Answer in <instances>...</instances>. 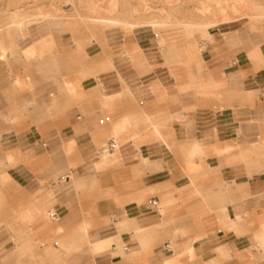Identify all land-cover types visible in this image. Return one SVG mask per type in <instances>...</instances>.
<instances>
[{
  "label": "crops",
  "instance_id": "1",
  "mask_svg": "<svg viewBox=\"0 0 264 264\" xmlns=\"http://www.w3.org/2000/svg\"><path fill=\"white\" fill-rule=\"evenodd\" d=\"M150 29L0 57V264H264V43Z\"/></svg>",
  "mask_w": 264,
  "mask_h": 264
},
{
  "label": "bare ground",
  "instance_id": "2",
  "mask_svg": "<svg viewBox=\"0 0 264 264\" xmlns=\"http://www.w3.org/2000/svg\"><path fill=\"white\" fill-rule=\"evenodd\" d=\"M72 1L73 9L79 17L78 19L69 17L71 27L79 23L84 25L89 23L97 25L100 30L99 35L101 37V42L105 45L104 30L109 25H120L126 30H134L140 27H148L150 29L164 25L165 23H174L172 21V19H174L173 15L174 12L178 11L175 6L180 7L192 0H165L168 4L176 5H174L172 10H162V12L165 13L164 19H159L157 17L145 19L142 17V14L147 11L149 3L158 0ZM196 1L197 5L194 8V11L199 12L200 15H195V12H193L190 13L184 21L177 19L175 23H183V26L191 27L193 32H196L198 35L204 34L213 25L229 24L236 19L249 18L254 22L264 20V0H209L210 3H208V0ZM86 3L89 4L86 6L84 5ZM228 11H232L233 13H228ZM19 12L20 11L14 9L10 12L12 23L18 24L20 28H24V33L17 43L19 49L34 37H37L35 42H40L41 44L49 41L45 35V31L48 28V19L56 16L61 17V15H63L60 7L54 6L51 9L46 10H41L39 7V12L35 15L33 23L28 24V20L26 21V19L24 20L20 17L17 18V13ZM8 51L9 50L6 46L0 44V57L7 58ZM25 52L27 53V51ZM263 147L264 144L261 145L260 149Z\"/></svg>",
  "mask_w": 264,
  "mask_h": 264
},
{
  "label": "rangeland",
  "instance_id": "3",
  "mask_svg": "<svg viewBox=\"0 0 264 264\" xmlns=\"http://www.w3.org/2000/svg\"><path fill=\"white\" fill-rule=\"evenodd\" d=\"M73 1L72 0H0V44H3L8 48V53L11 55V57L15 58L16 60H19V54L20 49L17 46L18 41L21 39L24 28H20L18 24L12 23V18H10V12L15 8V10L20 11L17 13V18H23L26 21L28 20L29 23H33V19L35 18V15L39 12V7H42L41 10L51 9L54 6L60 7L61 13L65 17H71V18H77L79 15L76 13V11L73 9ZM208 3L210 1L208 0ZM89 3H86L84 5H88ZM38 5V6H36ZM174 5L176 4H168L165 0H158L154 2H150L147 6L148 9L142 14V17L145 19L157 17L159 19L165 18V13L162 12L163 9L165 10H172L174 8ZM197 5L196 0L189 1L188 3H185L184 5L177 7V12H174V19H172V22L165 23L164 25H160L156 27L153 30L154 32H157L160 36L159 38L166 36L172 41H177L179 43L181 42H187L194 40L195 34L193 32V29L191 27H185L183 26V23H175L177 19H180L184 21V19L189 16L190 13L195 12V15H200L199 12L194 11V8ZM85 6V7H86ZM149 11V12H148ZM228 13H233L232 11H228ZM13 16V15H12ZM199 19V18H198ZM26 23V25H27ZM220 27H231V29L228 30L229 34H225L224 38L228 41V37L232 36L237 42L235 44H231V51L233 53H236L240 50L246 49L249 46H252L254 44H262L264 43V20L259 21H252L251 19H236L233 20V22L225 25H220ZM149 29H134V30H126L120 25H109L106 28L105 36L109 35H116L120 36L121 39H123V36L127 32H145ZM162 30V32H161ZM197 39V38H196ZM98 40V38H97ZM97 40H92L90 42H86L84 45V48L88 52H95L98 53L99 58H102L106 55L105 49H103L99 43L102 46H106L101 42V37L99 39V43ZM6 62H9V59H5ZM40 84V83H39ZM38 86V85H37ZM41 87V85H39ZM40 89V88H39ZM34 98V97H33ZM35 100H39L38 95L36 94ZM37 105V103H36ZM104 114H110L113 115V113L105 112ZM113 122L108 123V125H111ZM55 180H59V178H55ZM52 258L50 264H67L66 259L62 261L61 258L56 257ZM34 261V264H44L42 259L40 258H32ZM61 259V260H60ZM22 264H29L28 260H25L22 262Z\"/></svg>",
  "mask_w": 264,
  "mask_h": 264
},
{
  "label": "built area",
  "instance_id": "4",
  "mask_svg": "<svg viewBox=\"0 0 264 264\" xmlns=\"http://www.w3.org/2000/svg\"><path fill=\"white\" fill-rule=\"evenodd\" d=\"M110 147L114 148V147H115V143L112 142V143L110 144ZM62 179L65 180V179H67V178H66V177H62ZM156 202H157V201H156L155 199L152 200V203H153V204H156Z\"/></svg>",
  "mask_w": 264,
  "mask_h": 264
}]
</instances>
